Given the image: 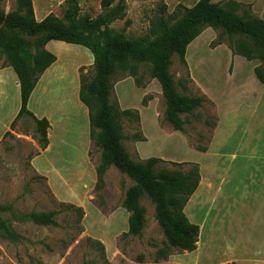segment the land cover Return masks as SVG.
I'll return each instance as SVG.
<instances>
[{"label": "rangeland", "instance_id": "obj_1", "mask_svg": "<svg viewBox=\"0 0 264 264\" xmlns=\"http://www.w3.org/2000/svg\"><path fill=\"white\" fill-rule=\"evenodd\" d=\"M101 1L80 0V15L97 17L102 12ZM125 2V19L115 21L111 28L125 33L129 39L148 35L151 23L159 17L160 5L165 0ZM16 7V0H4L2 6L6 13L14 11ZM34 7L39 16L48 9V14L53 13L61 19L66 11L65 0H34ZM174 10L168 7L169 13ZM127 20H130L128 26L125 23ZM211 37V33L207 32L193 45L191 51L215 49L216 47L211 46L217 39V32L212 40ZM68 45L75 49L62 48L60 51L58 46L51 47L56 51L59 49L60 63L66 68L55 77L61 79V83L53 92V100L58 99L54 113L62 121L57 132L61 140H56L61 145L60 154L55 155L59 152L56 148L54 154L48 153L38 162V157L42 156L41 145L35 124L28 116L20 119L15 129L10 128L8 131L11 134L5 133L0 141V204L12 207V212L6 213L4 217L23 237L19 242L0 238V264H222L221 261L236 256L237 252L226 250L224 243L216 247L212 242L214 239L210 240V236H213L212 225L215 226L216 223L222 227L220 233L224 239L232 240L229 245L232 248L234 244L238 246L239 240L249 232H255L254 237L259 241H255V248L251 252L263 257L264 249H260L258 243L264 241V218L257 217L254 213L255 208H259L264 193V155L256 158L254 151H258L259 147L264 150V125L260 128L257 139L250 138L248 134L250 131L255 133L254 124L257 122L244 118L247 110L245 107L236 112L237 118L228 122L230 132H227L225 139L221 134V138L216 139V145L217 153L221 155L217 159L219 169L226 168L229 174L222 186L230 195L229 199L221 201L218 197L217 203L199 204V212L207 220L203 236L207 241L200 252L173 250L168 259H158L157 251L165 246L166 239L155 217V205L151 200L145 197L141 202L146 208V225L142 235L125 238L123 234L128 231L129 213L123 202L127 189L134 182L111 167L105 175L104 187H96L95 168L100 161L101 150L92 141L88 145L89 119L78 107L85 108L78 101L77 85L74 84L76 75L80 79L81 69L88 78L94 75V59L91 54L86 57L81 53L84 47ZM189 60L198 77L196 61L192 55ZM241 60L239 58L238 61L242 62ZM216 62V66L222 68L223 72L228 70L226 59L222 57ZM257 65L264 69V62L257 60L253 66ZM170 71L180 93L188 96L204 95L195 82L188 81V73L191 76V72L177 55L173 57ZM140 74H144L145 88H138L134 78L121 73L115 79L113 93L121 109L136 110L140 114L139 122L134 117L122 119V143L132 159L143 162L150 157H159L166 161L162 166L170 169L175 167L167 162L198 163L200 155L196 147L209 146L215 130L208 127L204 120L207 115L217 116L216 107L206 103L195 115H183L187 121V132L174 131L164 121L166 104L159 82L151 79L144 68ZM215 75L217 77V73ZM182 80L187 83V89L181 85ZM49 89L50 86L47 85L46 91ZM11 92L10 103L0 112V133L10 116L21 105L20 90L14 84ZM148 96L147 105L144 106L142 100ZM36 97L32 102L34 110L39 99L41 103L44 102V92L43 95L38 92ZM237 99L240 100L241 97L238 96ZM224 127L228 129V126ZM187 169L188 167H184L183 171ZM223 172L222 170L221 174ZM190 200L189 206L196 208V196ZM76 208H82L83 215ZM47 211L57 212V226H41L23 220L25 214Z\"/></svg>", "mask_w": 264, "mask_h": 264}, {"label": "trees", "instance_id": "obj_2", "mask_svg": "<svg viewBox=\"0 0 264 264\" xmlns=\"http://www.w3.org/2000/svg\"><path fill=\"white\" fill-rule=\"evenodd\" d=\"M0 0V69L10 66L20 85L21 108L11 124L25 116L34 124L41 149L49 145L51 128L47 118H38L30 109L29 102L40 77L57 60L56 55L46 49L47 43L62 41L81 45L93 55L94 75L88 78L80 74L79 99L89 112L90 138L101 150L96 165L97 189L105 185V175L111 167L128 176L134 184L126 191L123 206L129 213L128 231L123 237H140L146 225V208L142 199L148 198L155 205V217L165 236V246L158 249V259H168L173 250L194 252L198 247L201 228L192 223L185 208L198 189L201 175L200 165L195 162H167L175 169L162 166L166 163L159 157H150L143 162L132 159L125 145L122 119L134 117L140 121L136 110L121 109L114 98L115 79L127 74L134 78L138 88L146 82L141 70L146 69L151 79L159 82L165 99L164 121L174 131L186 133L187 121L183 115L193 116L207 103L215 104L206 95L188 96L180 93L171 74L173 57L177 55L188 67L186 53L188 45L197 39L206 28L217 32L212 48L225 44L233 56L247 61L264 62V19L257 17L251 4L235 0H199L193 7L183 4L168 12L165 2L160 5V14L152 23L148 35L129 39L123 32H116L111 24L126 17L125 0H102V12L95 18L80 15V0H65L66 11L61 19L53 13L41 21L37 20L33 0H16V9L6 13ZM126 26L130 24L127 20ZM232 67V65H231ZM145 72V71H144ZM257 79L264 85V69L254 68ZM188 81L194 82L188 73ZM181 85L187 89V83ZM148 97L142 103L147 105ZM218 116H206L204 122L211 129L218 124ZM7 132L6 135H10ZM145 140V139H144ZM207 147H196L206 152ZM184 167H188L183 171ZM10 205L0 204V238L12 242L23 239L10 221L4 217L12 212ZM83 215L82 208H76ZM56 211L31 212L23 220L41 226H57ZM227 264H237L230 262Z\"/></svg>", "mask_w": 264, "mask_h": 264}, {"label": "crops", "instance_id": "obj_3", "mask_svg": "<svg viewBox=\"0 0 264 264\" xmlns=\"http://www.w3.org/2000/svg\"><path fill=\"white\" fill-rule=\"evenodd\" d=\"M198 1L199 0H165V3L169 7V9L172 8L175 9V7L179 4H183L187 7H193ZM223 1L224 0H214V2H223ZM235 1L244 4H251L252 9L256 14V16L261 19H264V0H235ZM47 10H44L41 13L42 14L41 16H39L38 12L35 10L37 20L41 21L42 19H44L48 15ZM207 32L211 33L212 35L211 40L213 39V37H215V31L211 28H206L204 32L197 39H195L190 45H188V49L186 53V60L188 64V69L191 72V77L193 81L196 83V85L201 88L204 95H206V97L215 104L217 110V116L219 119L218 124L214 130L212 141L211 143H209L210 145L208 146L207 151L206 152L197 151L200 155V160H198V164L200 165V175H201L198 189L193 195L196 196L197 206L195 208L194 206H189L188 203L185 208V213L190 219V221L192 223L198 224L201 228L200 237L198 240L199 241L198 247L196 250L198 252H200L203 249V246L207 241L203 238L207 220H205L203 216L200 214L198 209L199 204L217 203L219 199H221V201H226V199H229L230 197V195L226 193L227 190L222 189L223 183H225L224 181H226L229 178V174L226 168L219 169L217 159L221 158V155L217 153L218 149L216 145L217 143L216 139L218 137L221 138V134L224 135V139H225L227 132H230L229 130H231V127H229L228 122L231 121L232 119L237 118L236 115L238 113L236 112H238V110L241 109L242 107L247 108V110L244 112L245 115L244 118H246V120H250V121L252 120L257 122L256 124H254L255 133L250 131L248 134L250 138L253 137L257 139L260 128H262L264 125V85L260 83L254 72L255 66H253V63L256 61L249 62L244 57L233 56L231 50L224 44L218 45L216 46L215 49H211L209 51L204 50L200 52V51H196L195 49L191 51L193 45H195L200 39H202V37ZM64 43L66 42L52 41L50 43H47L46 49L52 52L54 55H56L57 60L40 77L29 102V109L38 118H43V117L47 118L51 125V128L49 129L48 132L49 145L45 149V151L40 149L42 156L38 157L37 159L38 162L46 154L48 153L54 154L56 148L59 149V152L56 153L55 155L60 154L61 145L59 142L61 138L57 136V132L60 130V124L62 121L60 117L57 114L55 115L54 113V108L58 103L57 101L58 99L55 101L53 100V95H54L53 92L57 90V86L59 85V83H61L60 81L61 79L58 80L55 79V77L61 71H64L66 68L62 63H60L58 52H60L62 48L64 50L74 48L71 45H68L69 43L68 44H64ZM53 46H58L60 51L59 49L58 51L53 50L51 48ZM77 46H81V45H77ZM84 48L83 49L80 48L82 49L81 50L82 54H84L86 57H88L90 54L92 55V53L87 48L85 49ZM190 55H192V58L196 61V70L197 72H199L198 77L194 74V66L189 60ZM222 57L226 59V64L229 65L228 70L227 71L225 70V72H223L222 68H218L216 66L217 64L216 61ZM239 58H242L241 60L242 62L238 61ZM240 63H243L242 65L245 66L242 67ZM12 71L14 70L10 66H6L0 69V112L3 111V108L6 106L7 103H10V100L12 98V92H11L12 84H14L17 90H20L19 80L17 76H14ZM215 73H217V77ZM78 78L79 77H77L76 75L74 84L77 85L76 92L78 93H76V96L78 98V101H80L79 99L80 79ZM47 85L50 86V89L48 91H46ZM38 92L40 95H43L44 92L45 100L44 102L41 103L39 99L38 103L35 104V106H37L35 108L36 110H34L32 109V102L34 100V97H36V95L38 94ZM238 96L241 97L240 100L237 99ZM80 103L84 105L81 101ZM78 107L80 108L82 114H84L85 117L88 116L89 119V112L87 107L85 105L84 107L86 109L83 108V106H78ZM20 108L21 105L16 110V112L10 116L8 122L4 124L3 131H1L0 133V141L4 137L5 133L10 131L11 124L15 119V117L17 116ZM224 126H228V129H226ZM86 134L88 135V133ZM56 140H59V142H57ZM91 141L92 140L90 138V130H89V139L87 141L88 145L92 143ZM263 155H264V150L262 149V147H259L258 151L257 150L254 151V156L256 158H259L260 156ZM211 158H213V161H211ZM222 170L224 172L221 174ZM221 192H223L224 194H222ZM255 210L256 212L254 213V215L257 217H261L263 219L264 193L261 197L259 208H255ZM212 229H213L212 230L213 236H210V240L214 239L212 242L215 243L214 245H216V247L224 243L226 244L225 247L226 250L231 249L232 251L237 252L235 253L236 256H231L229 259H226L225 261H221L222 264H227L230 262H236L237 264H264V254L262 255L263 257H260L259 254H253L251 252L255 248L254 247L255 241L256 240L257 242L259 241V239L254 237L255 232H249L248 235L242 238V240H239L240 243H238V246L234 244V247L232 248L229 246L232 240L224 239L223 234L220 233L222 227H220L216 223L215 226L212 225ZM206 236H208V234H206ZM258 246L260 249H264V241L258 243Z\"/></svg>", "mask_w": 264, "mask_h": 264}]
</instances>
